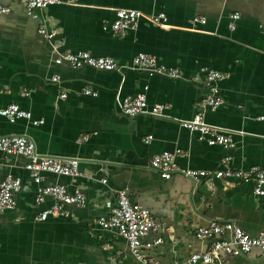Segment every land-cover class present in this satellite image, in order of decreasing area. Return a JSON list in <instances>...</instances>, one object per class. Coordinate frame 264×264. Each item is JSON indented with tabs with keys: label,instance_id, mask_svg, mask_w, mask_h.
<instances>
[{
	"label": "crops",
	"instance_id": "obj_1",
	"mask_svg": "<svg viewBox=\"0 0 264 264\" xmlns=\"http://www.w3.org/2000/svg\"><path fill=\"white\" fill-rule=\"evenodd\" d=\"M0 2L11 8L0 14V106L15 103L32 119L43 120L34 125L32 119L10 122L0 115V135H25L42 155L78 158L79 175L46 174L43 184L60 183L87 197L84 207L67 206L69 216L40 220L37 215L52 198L35 203L25 159L0 154V180L11 174L22 181L16 206L0 212V264H140L123 237L96 223L107 214L105 202L121 188L172 231L170 239L143 250L158 264H184L192 252L207 250L212 240L197 239L195 231L211 220L233 221L251 236L264 233V196L253 193L252 183L221 178L206 184L179 172L166 179L149 162L154 154L181 149L186 155L177 157L180 167L264 168V118H259L264 117V0H76L39 11L61 52L107 55L122 65L145 52L177 68L179 77L56 64L50 43L37 32L39 21L19 0ZM117 8L163 12L168 26L140 19L133 30L113 35L103 25L113 21ZM232 13L239 14L233 30L228 28ZM194 16H204L205 23H192ZM204 67L228 74L218 83L223 104L204 117L233 131V148L207 145L174 122L196 113L207 90ZM55 74L59 79L52 81ZM146 85L149 104H171L167 117H130L118 108L117 97L135 95ZM84 86L97 96L82 94ZM147 135L152 138L145 140ZM159 235L164 231H150L145 239ZM221 262L264 264V252L254 247L241 255L223 253Z\"/></svg>",
	"mask_w": 264,
	"mask_h": 264
},
{
	"label": "built area",
	"instance_id": "obj_2",
	"mask_svg": "<svg viewBox=\"0 0 264 264\" xmlns=\"http://www.w3.org/2000/svg\"><path fill=\"white\" fill-rule=\"evenodd\" d=\"M28 16L39 21L37 32L46 39L54 53L53 61L56 64L67 63L73 69H80L85 66L99 70H118L122 67L138 69L165 75L169 77H179L177 68L160 63L156 56L138 52L135 54L129 65H122L113 57L107 55H92L88 51L61 52L58 46L53 44L54 31L49 29L45 19L40 18L39 11L45 7L57 3L73 4L76 0H19ZM11 10L9 5L0 2V14H7ZM238 13L229 15L230 22L228 28L233 30L236 27L235 20ZM140 19L149 24L167 27V16L160 12L156 14H146L136 9L117 8L114 11V19L108 25H103L104 30H109L113 35H124L127 31L133 30L138 25ZM205 23L204 16H194L192 23ZM206 93L197 103L196 113L188 119L174 120L180 127L186 128L197 134L200 141L207 145H221L225 148H233L235 141L233 131L208 123L205 120L204 112L215 111L223 104L224 99L220 94L219 82L227 78L228 74L208 67L202 68ZM57 74L51 77L52 81H57ZM147 85L143 90L135 95L117 97L116 104L125 115L134 117L137 115H148L153 117H167V110L170 109L169 102L149 104L146 96ZM81 93L89 96H97V91L89 86H84ZM61 98L66 97V93L60 94ZM0 115L10 122L19 118L32 119L30 111L23 110L15 103L0 106ZM263 119V116L259 117ZM32 124L37 125L43 122L42 119H32ZM88 135H83L79 140H86ZM147 135L145 140L151 139ZM0 154L9 156H20L25 159L24 168L28 171L32 182L35 184L34 201L37 204L44 202L46 197L52 198L51 205L39 212L37 218L46 219L48 216H69L68 205L84 207L87 197L80 189L68 190L60 183H46V174L59 176H76L80 174L78 158H62L50 155H42L36 151L34 142L21 134L0 135ZM186 152L181 149L172 151L164 150L152 155L150 166L158 171L163 178L169 179L173 172L193 179L203 180L206 184H211L213 179H237L242 182L252 183L253 193L264 196V168L253 165L248 169H218L215 171L197 168L180 167L177 157H184ZM229 158L226 157L224 162ZM107 179H101L106 183ZM22 181L19 176L6 175L0 180V212L13 209L16 206L15 193L21 189ZM106 215H100L96 223L103 229H114L116 233L123 237L131 251L140 264H158L152 257L143 250H149L155 245L162 244L165 238H171L172 231L165 228L162 223L155 220L150 209L138 203H134L128 196L125 188L116 190L114 200L105 202ZM164 231V235H159L153 240H146L145 237L150 231ZM197 239H211V246L205 251L192 252L185 260L184 264H222L221 255H241L248 253L252 248L257 247L264 252V233L251 236L233 221L211 220L206 226L198 227L195 231Z\"/></svg>",
	"mask_w": 264,
	"mask_h": 264
},
{
	"label": "water",
	"instance_id": "obj_3",
	"mask_svg": "<svg viewBox=\"0 0 264 264\" xmlns=\"http://www.w3.org/2000/svg\"><path fill=\"white\" fill-rule=\"evenodd\" d=\"M193 180V179H192Z\"/></svg>",
	"mask_w": 264,
	"mask_h": 264
}]
</instances>
